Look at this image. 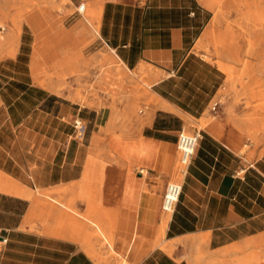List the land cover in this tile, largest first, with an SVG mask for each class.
Segmentation results:
<instances>
[{
    "label": "crops",
    "instance_id": "1",
    "mask_svg": "<svg viewBox=\"0 0 264 264\" xmlns=\"http://www.w3.org/2000/svg\"><path fill=\"white\" fill-rule=\"evenodd\" d=\"M33 1L0 0V173L34 192L0 190V264H98L97 225L131 264H264V119L232 98L213 113L227 74L196 51L224 0Z\"/></svg>",
    "mask_w": 264,
    "mask_h": 264
},
{
    "label": "bare ground",
    "instance_id": "2",
    "mask_svg": "<svg viewBox=\"0 0 264 264\" xmlns=\"http://www.w3.org/2000/svg\"><path fill=\"white\" fill-rule=\"evenodd\" d=\"M225 4L229 9L238 10L237 15L242 19V35L244 38V42L246 49L245 57L243 62H245V74H248L251 77V85H246L244 87L245 91H251L253 95L257 92L258 95L255 98V102L258 106L261 107L262 113L258 111L251 112L247 119V122L250 121H258L259 116L260 120L264 119V90L261 88L264 87V78L261 75H264V0H238L237 2L234 0H224L221 6ZM220 6V7H221ZM217 39V44L219 43V38ZM4 41H0V48L3 46ZM227 55V54H226ZM233 62L240 61L239 52H232L231 56H227ZM249 58H254L257 60V64L253 66L252 63L248 61ZM219 66L227 72H232L233 66L231 63L219 61ZM36 68V67H35ZM44 85H47L55 90H59L62 85H55L51 82H46L45 80L41 81ZM42 85V84H41ZM259 88L261 89L259 93ZM61 90V89H60ZM75 100L85 101L86 98L80 94H76L74 96ZM258 101V102H257ZM102 107V106H101ZM209 117V116H208ZM211 119H202L200 122L201 127H205L207 122ZM0 190L13 193L19 196L33 198L34 192L26 188L13 179L5 176L0 173ZM54 198L53 196H51ZM56 200V198H55ZM59 204L62 206H66L64 202L57 200ZM67 215L59 214L58 217H62ZM70 216V215H69ZM73 218L72 216H70ZM168 217L163 220L160 236L164 233V230L167 226ZM99 228L100 234L97 236V246L86 247V250L92 255V257L97 261L98 264H106L110 262L113 258L111 251H115L113 238L109 236L108 232L105 230L103 225H97ZM105 248L107 251L103 252L102 249ZM108 252V254H107ZM124 264V263H122Z\"/></svg>",
    "mask_w": 264,
    "mask_h": 264
},
{
    "label": "rangeland",
    "instance_id": "3",
    "mask_svg": "<svg viewBox=\"0 0 264 264\" xmlns=\"http://www.w3.org/2000/svg\"><path fill=\"white\" fill-rule=\"evenodd\" d=\"M238 1V0H234ZM33 4H37V1H33ZM227 5L223 4L221 7L220 5L217 6L216 4L213 5L214 7V19L211 27L208 30V33L205 35L203 39L199 42L200 51L198 52L197 47L196 51L199 56L202 58L215 63L219 66V61L231 63L233 66L232 72H226L227 74V82L226 86L221 89L218 94V97L222 99V103L225 104L229 101L230 98L234 100L236 105H240L242 110H245L246 116L245 119L249 116L251 112L258 111L262 113L261 107L257 105L255 102V98L258 96L256 95L257 92L253 95L251 91H245L244 87L246 85H251L253 83L251 81V77L248 74H245V62H243L245 57V42L242 35V19L237 15L238 10L229 9L226 7ZM0 22L4 23L9 26V24L0 18ZM219 38V43L217 44V39ZM6 40V33H0V41ZM87 52L90 51L89 49L86 50ZM239 52L240 54V61L233 62L227 56H231L232 52ZM227 54V55H226ZM248 61L255 66L257 64V60L254 58H249ZM104 66H101L99 70L101 71ZM73 70H70L71 80L77 77L78 70L75 66H70ZM45 71V68H44ZM89 75L88 72H86ZM64 78L67 79L69 76L68 74H64ZM73 75V76H72ZM264 78V75H261ZM69 81V79H68ZM67 82V81H66ZM70 89H72V85L66 84ZM94 84L87 85V89L94 88ZM264 90V87L261 88ZM259 88V93L261 90ZM93 91H90V93ZM83 96V95H82ZM86 98V97H85ZM258 102V101H257ZM221 110V109H220ZM212 118V117H211ZM260 120V116L259 119ZM200 124V123H199ZM195 128L201 129L202 125H198L194 123ZM188 133H193V131L186 130ZM248 147V146H247ZM176 180H180V178H175ZM44 211V210H43ZM46 214V212H44ZM169 219L170 214H167ZM91 219V218H90ZM89 241H92L90 239ZM103 252L107 250L105 248L102 249ZM113 258L110 262L106 264H131L128 258L117 251H111Z\"/></svg>",
    "mask_w": 264,
    "mask_h": 264
},
{
    "label": "built area",
    "instance_id": "4",
    "mask_svg": "<svg viewBox=\"0 0 264 264\" xmlns=\"http://www.w3.org/2000/svg\"><path fill=\"white\" fill-rule=\"evenodd\" d=\"M85 9V3H81L78 6V11L83 13ZM6 26L0 22V33L3 34L6 31ZM171 74H175V72H171ZM222 99L218 97L211 105V111L213 113H218L219 109L222 105ZM75 128V136L78 138H84L86 134L85 125L76 120L74 123ZM200 138V130H197L194 133H188L183 130L178 138V150H179V166H178V174L180 180L171 181L168 183L164 197H163V210L166 213H174L176 207L180 201L184 180L187 178L189 174V169L193 160V156L195 155V151L199 144ZM1 243H6L7 239H1Z\"/></svg>",
    "mask_w": 264,
    "mask_h": 264
}]
</instances>
